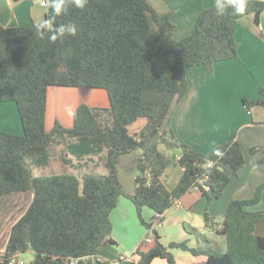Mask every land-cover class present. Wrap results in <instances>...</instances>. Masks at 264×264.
<instances>
[{
    "label": "trees",
    "instance_id": "trees-1",
    "mask_svg": "<svg viewBox=\"0 0 264 264\" xmlns=\"http://www.w3.org/2000/svg\"><path fill=\"white\" fill-rule=\"evenodd\" d=\"M65 6L69 14L57 17L54 27L73 22L77 35H65L55 43H49L47 36L37 37L34 25L39 21L14 27L0 23V103L16 104L23 130L22 134L0 130V204L6 196L31 193L25 210L10 225L0 264H11L28 249L33 251L29 264H108L97 254L113 243L110 213L121 196L133 203L141 223L151 230L141 216L143 207L161 215L198 187L208 222L210 201L246 162L237 140L217 144L205 154L179 140L167 121L174 103L188 92L187 70L204 65L211 73L215 62L236 57L237 20L253 13L258 22L264 0H248L242 14L227 9L217 16L214 5L204 8L192 31L181 39L174 38L171 14L158 13L147 0H89L83 11L70 3ZM51 13L46 6L45 19ZM50 86L102 88L110 104L81 103L71 127L56 121L47 131ZM259 93L260 100L243 98L247 110L264 107V87ZM139 118L145 124L130 133L129 126ZM61 143L64 153L78 160L100 155L107 172H86L81 181L71 172L34 175L31 165H47L49 148ZM173 150L180 151L177 164L182 174L168 189L161 177ZM258 150L263 151L261 166L264 146H254L250 152ZM130 153H136L135 188L127 193L118 177V163ZM263 186L258 185L250 198L228 202L220 231L223 250L189 247L187 241L165 246L154 233L152 247L136 249L139 263L160 257L175 264L170 249L180 248L206 255L207 264H264V235L255 232L264 210L247 209L260 201Z\"/></svg>",
    "mask_w": 264,
    "mask_h": 264
},
{
    "label": "crops",
    "instance_id": "crops-1",
    "mask_svg": "<svg viewBox=\"0 0 264 264\" xmlns=\"http://www.w3.org/2000/svg\"><path fill=\"white\" fill-rule=\"evenodd\" d=\"M45 0H0V23L5 27L31 24L45 19ZM158 13H170L174 23V38L181 39L193 29L199 12L214 5L215 0H147ZM235 40L238 44L237 56L213 64L210 73L204 65L190 67L187 70L188 92L180 101L174 103L168 117V125L176 137L192 147L209 154L214 146L230 140H237L245 156L244 166L237 175L230 178L223 192L214 197L208 206V222L204 221L205 198L198 187L190 189L180 199L176 200L163 214L159 215L148 207H143L141 216L146 223L151 224L148 230L141 223L133 203L126 197L118 199L117 206L110 213L112 231L110 238L113 243L105 244L97 257L108 264H141L136 249L148 250L155 243L153 235H159V242L167 246L170 242L187 241L189 247H211L224 249V238L221 234L223 214L231 199L250 198L255 188L264 184V163L258 162L263 151L251 153L254 146H264V107L255 105L246 109L243 98L260 100L259 87H264V11L258 22L253 13L244 15L237 20ZM59 86L47 89V104L45 128L52 129V123L58 121L64 127L73 124L70 115L63 107L70 97L63 98ZM86 88V87H85ZM67 90H74L69 87ZM89 106L108 107V94L102 88H89ZM58 106L59 113L50 117L49 109ZM77 105L71 107L74 112ZM145 124L144 118H139L129 126V132L138 131ZM0 130L12 133H22L16 104L11 101L0 103ZM172 160L165 169L161 179L168 189L173 188L182 174V168L177 164L180 151L173 150ZM72 155L66 154L68 163ZM92 158L93 156H86ZM136 153L121 157L118 163V177L127 193L135 188L132 170L135 167ZM83 159V158H82ZM80 159V160H82ZM80 165L79 160L76 159ZM127 167L132 172L130 188H125L120 175ZM128 171L126 172V174ZM123 177H125V175ZM136 174V170H135ZM129 185V184H128ZM248 210H264V186L260 201L247 208ZM151 231V232H150ZM196 231V232H195ZM255 232L264 235V220L255 226ZM3 253V248L0 246ZM29 251V249L27 250ZM175 264H207L206 255H193L187 250L171 248ZM24 261L18 254L11 264H29L33 259ZM148 264H169L164 258L155 257Z\"/></svg>",
    "mask_w": 264,
    "mask_h": 264
},
{
    "label": "rangeland",
    "instance_id": "rangeland-1",
    "mask_svg": "<svg viewBox=\"0 0 264 264\" xmlns=\"http://www.w3.org/2000/svg\"><path fill=\"white\" fill-rule=\"evenodd\" d=\"M59 89H61L62 96L65 100V98L69 97L68 94H77V97H70L68 99V103H65L67 106L63 107V110H67V115H70V118L72 120L74 112L71 113V107L72 105L76 104L77 106L80 105L81 103H87V97L88 94H85L84 91H87L89 88H85L82 86L75 87L76 92L74 90H67L69 87L65 86H59ZM47 104V102H46ZM88 105V104H87ZM91 106V105H90ZM93 106V105H92ZM97 107H102V106H97ZM50 117L52 118L53 114L59 113L58 106L54 109H49ZM56 122V121H55ZM55 124V123H54ZM52 123V125H54ZM53 128V126H52ZM5 131V130H2ZM23 133V130H22ZM21 133V134H22ZM19 134V133H16ZM50 150V160L49 163L45 166H34L31 165L32 167V172L34 175H49L52 173H62V172H71L74 173L81 181V178L84 173L86 172H95V173H100V174H105L107 172V169L105 168L103 164V160L101 159L100 155H94L92 158L84 157L82 160H79V164H77V160L75 157H72V162L73 163H68L64 161L66 154L64 153L65 151V144L61 143L56 146H52L49 148ZM70 155V154H69ZM102 155V154H101ZM32 160V159H30ZM32 161H30L31 163ZM130 170V169H129ZM127 170V167H124V170L121 171L120 175L122 176L124 180V186L125 188H130V184L132 183L131 178H132V172L133 175L135 176V167L134 170H132L131 175L130 171ZM128 173L126 174V172ZM125 177H123V175ZM129 184V185H128ZM31 199V193H15L12 194L10 197L6 196L1 199V204H0V246L3 248V251L5 250V244L7 240V233L10 228V225L21 215V213L25 210L26 206L28 205L29 201ZM2 251L0 250V253ZM20 256L23 258L24 261H28L31 259L32 254L29 251L20 253Z\"/></svg>",
    "mask_w": 264,
    "mask_h": 264
},
{
    "label": "clouds",
    "instance_id": "clouds-1",
    "mask_svg": "<svg viewBox=\"0 0 264 264\" xmlns=\"http://www.w3.org/2000/svg\"><path fill=\"white\" fill-rule=\"evenodd\" d=\"M81 11H83L89 0H45L47 7L52 9V13L48 19H41L37 24L34 25L36 35L40 39H44L47 36L49 43H55L58 39H62L67 36H76L78 26L73 22L61 23L58 27H54L56 24L57 17L68 15L69 10L65 6L69 4ZM248 7V0H215L214 9L217 16H223L226 14L227 9H232L235 14H242Z\"/></svg>",
    "mask_w": 264,
    "mask_h": 264
},
{
    "label": "built area",
    "instance_id": "built-area-1",
    "mask_svg": "<svg viewBox=\"0 0 264 264\" xmlns=\"http://www.w3.org/2000/svg\"><path fill=\"white\" fill-rule=\"evenodd\" d=\"M41 4H42V5H45V1H41ZM20 264H23V263H20Z\"/></svg>",
    "mask_w": 264,
    "mask_h": 264
}]
</instances>
